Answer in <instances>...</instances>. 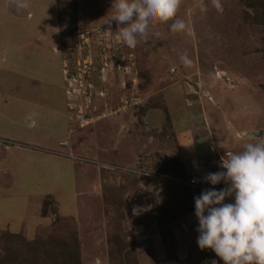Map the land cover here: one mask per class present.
I'll return each mask as SVG.
<instances>
[{
  "label": "rangeland",
  "instance_id": "rangeland-1",
  "mask_svg": "<svg viewBox=\"0 0 264 264\" xmlns=\"http://www.w3.org/2000/svg\"><path fill=\"white\" fill-rule=\"evenodd\" d=\"M29 2L0 0V260L224 264L194 198L264 142V0H182L191 33L134 49L100 28L113 0Z\"/></svg>",
  "mask_w": 264,
  "mask_h": 264
},
{
  "label": "clouds",
  "instance_id": "clouds-1",
  "mask_svg": "<svg viewBox=\"0 0 264 264\" xmlns=\"http://www.w3.org/2000/svg\"><path fill=\"white\" fill-rule=\"evenodd\" d=\"M18 10L30 7L29 0H14ZM182 0H113L111 14L100 20L110 31L115 21L118 34L128 48H136L140 38H147L157 23L172 20L171 31L191 33L190 25L176 18ZM223 11L220 0H212ZM200 11L206 12L203 3ZM159 35V33H155ZM185 66L192 64L186 53L180 56ZM34 123V121H33ZM224 170L209 172L204 181L210 187L194 198L198 219L197 243L201 250L211 249L224 264H264V142L246 143L238 153L222 159ZM234 198V202L226 199ZM146 209L134 208L139 215ZM212 264H218L216 260Z\"/></svg>",
  "mask_w": 264,
  "mask_h": 264
},
{
  "label": "trees",
  "instance_id": "trees-1",
  "mask_svg": "<svg viewBox=\"0 0 264 264\" xmlns=\"http://www.w3.org/2000/svg\"><path fill=\"white\" fill-rule=\"evenodd\" d=\"M60 18H59V22L61 23V20H62V22H65V19H68L67 17H66V14H64L65 16L63 17L62 16V14H61V12H60ZM12 234H14V233H12ZM12 239H13V237H15L14 235L13 236H10ZM72 253V252H71ZM73 255V254H72ZM9 260H11V259H9ZM0 264H16L15 262H10V261H8V262H5V261H2V260H0ZM23 264H28V262H27V260L26 261H24V263Z\"/></svg>",
  "mask_w": 264,
  "mask_h": 264
},
{
  "label": "built area",
  "instance_id": "built-area-1",
  "mask_svg": "<svg viewBox=\"0 0 264 264\" xmlns=\"http://www.w3.org/2000/svg\"><path fill=\"white\" fill-rule=\"evenodd\" d=\"M190 182L193 183V184H196L197 183V181L195 179H191Z\"/></svg>",
  "mask_w": 264,
  "mask_h": 264
},
{
  "label": "water",
  "instance_id": "water-1",
  "mask_svg": "<svg viewBox=\"0 0 264 264\" xmlns=\"http://www.w3.org/2000/svg\"><path fill=\"white\" fill-rule=\"evenodd\" d=\"M249 134H253L255 136H258V133H254V132H248Z\"/></svg>",
  "mask_w": 264,
  "mask_h": 264
},
{
  "label": "crops",
  "instance_id": "crops-1",
  "mask_svg": "<svg viewBox=\"0 0 264 264\" xmlns=\"http://www.w3.org/2000/svg\"><path fill=\"white\" fill-rule=\"evenodd\" d=\"M2 145H3V144H2ZM4 145H5V144H4ZM4 145H3V146H4Z\"/></svg>",
  "mask_w": 264,
  "mask_h": 264
}]
</instances>
